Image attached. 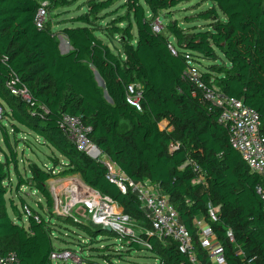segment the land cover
<instances>
[{
  "label": "trees",
  "instance_id": "16d2710c",
  "mask_svg": "<svg viewBox=\"0 0 264 264\" xmlns=\"http://www.w3.org/2000/svg\"><path fill=\"white\" fill-rule=\"evenodd\" d=\"M40 1H47L48 10L69 3L0 0V134L4 146H0V255L13 251L18 264H54L50 254L55 250L51 237L59 231L55 222L75 224L86 233L88 243L95 242L98 231H107L99 224H95L97 230L89 229L94 223L84 222L78 212L77 218L58 212L54 217L48 212L54 200L47 181L56 174L78 173L84 184L110 198L140 227L137 233L133 229L128 234L109 227L129 253L142 249L140 242H147L149 247L144 249L158 264H191L171 239L159 240L151 234V222L136 195L122 193L106 177L103 163L78 151L65 136L60 122L66 114L81 118L90 128L89 140L125 176L147 180L167 196L203 263L208 264L197 243L194 218L210 223L224 247L227 264H264V178L250 172L229 145L226 129L217 121V108L192 97L193 85L183 76L187 67L204 62L203 79H211L223 93L253 108L264 135V0H204L211 6L197 13V18L209 21L206 26L184 28L172 20L165 26L166 34L154 31V20L161 11L188 0H125L124 15L113 22L125 21V27L112 24L103 30L110 43L114 34H120L119 48L105 43L93 24L113 0L91 1L88 12L73 20L81 26L59 30L70 46L65 53L48 21L43 28L34 24ZM134 83L142 89L140 111L125 101V88ZM11 89H25L28 98ZM161 121L167 122L165 129L159 127ZM6 124L13 133L38 136L55 155L49 156L50 165L32 161L25 168L26 176L21 174ZM11 171L16 175L14 190L26 186L41 197L36 200L37 208L19 197L28 213L18 209L10 196ZM208 204L218 209L215 221L208 218ZM227 229L234 243L226 239ZM237 248L243 254H237ZM58 250L77 256L72 249ZM103 258L113 264L110 257Z\"/></svg>",
  "mask_w": 264,
  "mask_h": 264
},
{
  "label": "built area",
  "instance_id": "2783aa9c",
  "mask_svg": "<svg viewBox=\"0 0 264 264\" xmlns=\"http://www.w3.org/2000/svg\"><path fill=\"white\" fill-rule=\"evenodd\" d=\"M47 16L48 3L47 1H40L34 17L35 26L43 28L47 22ZM153 29L159 32V28L154 23ZM201 72V69L196 65L189 66L184 71V78L193 85L191 96L200 101L208 102L217 108V121L226 129L228 143L231 148L239 152L250 172L259 174L264 178V135L260 131L261 122L258 113L253 108L246 106L241 100L223 93L211 79L204 80ZM11 92L16 95L19 94L23 98H28V92L25 89H19L18 91L11 89ZM141 96L142 89L138 83L126 86L125 101L138 111L141 110ZM1 117L2 110L0 108V120ZM60 127L78 151L98 160L97 157L101 153L87 137L90 128L82 122L80 117L64 114ZM170 148L173 149L174 146ZM111 166L107 164L106 177L109 181L115 183L122 193L129 191L136 195L140 202V209L151 222V234L159 240L163 238L171 239L176 244L177 250L186 255L191 264H205L197 255L192 235L180 222L178 214L167 196L156 185L150 184L147 180L133 181L129 179L115 165L113 170L117 171L111 173V171H108L111 170ZM81 191L83 197L80 202H82L88 220L94 224L110 227L120 233L131 232L129 228L124 226L130 225L128 221H131V219L122 212L121 214L117 213L116 206L110 198L98 195L95 190L82 184ZM257 192H261L260 187L257 188ZM88 193L92 197H88ZM23 209L24 212H29L26 207ZM217 210L216 207L208 204L207 215L211 221L216 220ZM193 228L197 243L205 252L206 263L227 264L224 247L217 239L210 223L202 218H194ZM225 236L228 242L234 243L233 233L230 229L225 231ZM140 243L149 247L147 242ZM236 252L237 254H243L240 248H237ZM71 257L73 256L69 250H54L50 254V259L53 262L67 260ZM0 264H18L15 253L9 251L0 255Z\"/></svg>",
  "mask_w": 264,
  "mask_h": 264
},
{
  "label": "rangeland",
  "instance_id": "374dc122",
  "mask_svg": "<svg viewBox=\"0 0 264 264\" xmlns=\"http://www.w3.org/2000/svg\"><path fill=\"white\" fill-rule=\"evenodd\" d=\"M91 1L96 2L99 0H68V5L59 6L54 9L49 8L47 21L50 25L51 30L56 33V36L60 43L61 53L67 52L70 49V46L66 38L59 33V30L63 27L81 26V23L73 22V20L78 15L88 12V6ZM124 1L125 0H113L110 7L100 11L97 15V18L93 20L94 28L98 29V36L101 37L104 42L107 43L110 47L113 45L117 46L118 48L120 47L118 42L120 34H114V36L112 37L113 41L112 43H110L104 37L103 30H106V28H110L109 25L112 24L120 28L125 27V21L113 23L117 18L124 15L125 9L122 7ZM210 6V2L204 0L182 1L174 8L161 11L153 23L159 28V31L162 34H166L165 26L172 20L178 21V23L184 28H203L209 21L198 19L197 13L207 10L208 8H210ZM60 37H62V39ZM202 64H204V62H202ZM202 64L196 63L194 65H196L199 69H202ZM5 128L7 130L11 145L14 146L17 152V156L19 159L18 168L21 174H24L26 176L25 168L32 161L44 162L48 166L50 165L49 156L54 154L49 147L42 143V140L38 136L22 131L13 133L10 130L9 125L7 124ZM0 146L4 148L1 141V134ZM58 158L61 161L63 160L59 155ZM97 159L102 161L106 168L107 164L112 165L111 170H108L111 171V173L117 171L113 170L114 165L105 155L100 154ZM58 171L59 170H54L53 172L57 173ZM78 181L82 185H86L84 184L78 173L68 175L56 174L53 178H50L47 181L46 185L53 197L55 207H52L50 211H48V208L43 206V210L50 212V214L52 213L51 216L54 217L55 214H58L57 212H60L65 216L77 218L76 213L78 212L80 214L79 218H82L83 220H85L84 222H87L88 218L85 215L86 213L82 206V202H80L83 194L81 191V185L78 184ZM10 183V196L13 198L18 209L21 208L22 211L24 210L23 207L20 206V196H22L24 200H26L34 208H37L36 200H39L41 197L35 191L28 189L26 186H21L18 191L14 190L16 175L13 171L10 172ZM87 195L88 197H92L89 196V193ZM98 195L100 194L98 193ZM113 204L116 206V212L121 214V208L116 205V203ZM128 222L130 225L124 226L129 228V230L134 229L136 233L137 231L141 230L136 222ZM57 224V229L59 231L55 232L54 235L64 241L60 242L56 238H54V235H52L51 240L54 249H72L78 257L73 256L71 258H68L67 260H56L54 261V264H112L106 261L103 258L104 256L110 257L113 264H158L157 259L151 254V252L144 249L145 246L143 243L139 244L142 249L131 250L129 253L127 251V247L123 245V240L118 241L117 237L109 231H98L95 242L88 243V237L86 233L80 231L75 224L71 223L70 221H59L55 222L54 226H57ZM89 229L97 230L98 226H96L95 224H90ZM64 234L67 235L65 236ZM80 243H82L83 246H81ZM119 254H123L125 256L117 258Z\"/></svg>",
  "mask_w": 264,
  "mask_h": 264
},
{
  "label": "water",
  "instance_id": "95a60500",
  "mask_svg": "<svg viewBox=\"0 0 264 264\" xmlns=\"http://www.w3.org/2000/svg\"><path fill=\"white\" fill-rule=\"evenodd\" d=\"M60 38L62 39V37H60ZM93 72H94V78H95L97 84L103 89L105 98H107V100H109L108 97H107V95H106V91L104 89V83L102 82V80L99 77V75L97 74V72L95 70ZM104 229L107 230V231H110V228L109 227H105Z\"/></svg>",
  "mask_w": 264,
  "mask_h": 264
},
{
  "label": "crops",
  "instance_id": "0c3cea01",
  "mask_svg": "<svg viewBox=\"0 0 264 264\" xmlns=\"http://www.w3.org/2000/svg\"><path fill=\"white\" fill-rule=\"evenodd\" d=\"M166 125H167L166 121H161V123L159 124V127L162 129V128H165Z\"/></svg>",
  "mask_w": 264,
  "mask_h": 264
},
{
  "label": "bare ground",
  "instance_id": "6f19581e",
  "mask_svg": "<svg viewBox=\"0 0 264 264\" xmlns=\"http://www.w3.org/2000/svg\"><path fill=\"white\" fill-rule=\"evenodd\" d=\"M78 184L81 185V183L78 181Z\"/></svg>",
  "mask_w": 264,
  "mask_h": 264
}]
</instances>
